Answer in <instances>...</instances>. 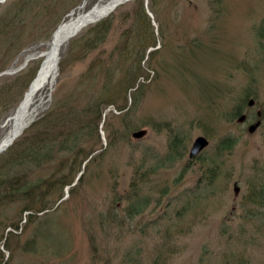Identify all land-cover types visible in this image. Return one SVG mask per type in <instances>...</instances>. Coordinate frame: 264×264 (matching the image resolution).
<instances>
[{"label":"rangeland","instance_id":"obj_1","mask_svg":"<svg viewBox=\"0 0 264 264\" xmlns=\"http://www.w3.org/2000/svg\"><path fill=\"white\" fill-rule=\"evenodd\" d=\"M44 1L26 0L19 12L15 8L18 0L0 3V70L17 69V73L0 76V86L6 92L1 94L6 101L4 108L11 112L21 100L30 71L36 66L31 64L32 61L23 65L25 58L30 53L44 50L46 39L69 18L71 9L81 5L88 9L105 0ZM219 2L222 14L213 33L217 44L215 46L212 41L201 48L202 55L206 54L209 45L216 47L217 52L219 48V63L206 62L202 58L201 62L191 53L197 46L190 47L189 60L191 56L200 64H193V72L183 77L176 74L182 72L181 65L184 68L189 61L183 52L186 50L176 48L193 37L199 40L202 35L204 39L209 37L207 31L215 14L213 4L211 0H151L148 5L155 18V36L159 40L163 36L165 43L163 52L158 49L150 55L152 59L147 70H151L153 77L137 112L142 116L154 113L157 119L169 120L170 126L179 127L156 130L151 125L142 126L151 132L147 142L160 155L164 153L170 136L175 131L180 132L183 136L179 148L181 157L153 170L143 182L134 175V164H128V147L117 135V145L108 148L102 156L96 154L90 165L84 168V178L75 194L60 200L59 204L56 201L60 191L51 194L50 210L46 215L39 213L30 223H24L25 217L20 212L22 201L0 202V228L9 222L19 224L11 236L9 258L5 264H199L200 254L212 248L219 252L214 255L206 252L205 262L208 264H221L222 251L241 256L243 264H264V213L248 222L241 215L242 199L249 190L248 180L264 163V128L259 127L248 135L244 125L225 115L239 104L247 90L255 95L257 104L251 109L264 107V0ZM132 11L130 3L116 8L107 17L112 25L103 31L101 42L96 41L99 26L89 25L64 46L60 59L62 68L55 76L52 90L46 86L35 99L40 105L39 113L43 114L50 106L53 93L57 98L63 96L64 103L80 104L75 105L77 109L87 104L86 98L94 100V96L101 92L106 93V101L114 99L124 107V99L121 100L124 90L119 86L128 69L135 64H131L136 56L134 49L128 45L129 56L120 57V61L114 63L115 67L111 65L113 69L108 61L115 55L112 49H116L126 36L127 16L131 18ZM14 13L15 18L12 17ZM11 34L16 40L9 46L6 39ZM148 42L149 38L144 44ZM230 57L229 62H225ZM216 66L218 70L211 69ZM17 74L18 78H15ZM211 86H216L215 90L209 89ZM190 90L197 99L192 97L189 100ZM208 94L215 100L200 104ZM4 108H0V113ZM246 109L249 108L245 105L244 110L248 112ZM106 120L110 127H119L118 118L108 115ZM8 130L9 125L0 127V140ZM225 133L240 135V141L228 153L229 156L223 158L221 171L213 185L205 187L202 196L189 199L184 195L187 194L186 188L189 187L190 191L197 185L203 168L214 158L212 146L215 147L218 138ZM32 134L37 135V130ZM197 135L209 137L212 146L204 154V160L189 162L188 148ZM85 141L88 146L100 145L94 129L87 130ZM4 152L0 154V174L5 170L14 173L10 171L14 159L6 158L8 155ZM151 165L152 161L148 160V168ZM145 170L144 164L140 171ZM132 179L137 180L139 196L147 200L141 212L129 216L125 210V207L128 209V200L122 199L117 204L114 199L127 195ZM233 182L239 185L236 196ZM234 213V217L227 218ZM222 222L232 233L230 238L227 234H220ZM36 224L54 232L55 240L38 238L35 243L38 247H33V252L23 250L24 241L38 228ZM3 254L6 260L8 254Z\"/></svg>","mask_w":264,"mask_h":264},{"label":"bare ground","instance_id":"obj_2","mask_svg":"<svg viewBox=\"0 0 264 264\" xmlns=\"http://www.w3.org/2000/svg\"><path fill=\"white\" fill-rule=\"evenodd\" d=\"M107 6H108V4L107 5H104V6H97V7H95L94 10L92 11V16L90 18L95 17L97 15H100L107 8ZM78 20H80V16H78ZM71 23L65 25L62 28V30H61L62 36H64L69 29H72L74 26H76L77 23H78V21L74 22L73 24H71ZM47 75L48 76L42 77L41 80L40 79L38 80V82L36 83V85H34L35 87L27 95V97L24 100L21 108H19V110L17 111L16 115H14V117H13L14 118V128L13 129H15L19 124H21L24 120H26L27 118H29V116H31L33 114L35 108L30 109V107H31V104H30V100L31 99H30V97H31L32 93L37 88L39 89V87L42 86V84L48 83L47 82V79H48L49 75L51 76V74L48 73Z\"/></svg>","mask_w":264,"mask_h":264}]
</instances>
